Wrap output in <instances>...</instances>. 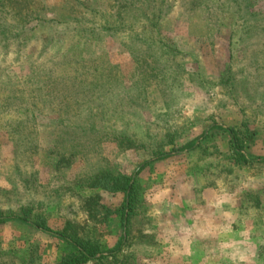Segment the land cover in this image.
<instances>
[{
  "label": "rangeland",
  "instance_id": "obj_1",
  "mask_svg": "<svg viewBox=\"0 0 264 264\" xmlns=\"http://www.w3.org/2000/svg\"><path fill=\"white\" fill-rule=\"evenodd\" d=\"M150 1L6 0L29 20L20 45L0 33V213L74 223L102 248L87 264H264V0ZM120 176L125 222L92 186ZM69 249L0 225V264Z\"/></svg>",
  "mask_w": 264,
  "mask_h": 264
},
{
  "label": "trees",
  "instance_id": "obj_2",
  "mask_svg": "<svg viewBox=\"0 0 264 264\" xmlns=\"http://www.w3.org/2000/svg\"><path fill=\"white\" fill-rule=\"evenodd\" d=\"M147 2H149L148 6L153 7L151 5L152 3L150 0H147ZM0 12L7 14L11 19V23H8V27L0 28V33L6 32L4 38L8 42L9 40H11V42L13 41L14 43L15 41H17V45H20L22 42L27 40L26 38H24V34H21V31L25 30V25L28 23V12L25 13L23 11L19 12L11 10L6 0H0ZM158 12L161 13V9H158ZM151 13L145 11L143 14L151 16ZM151 23V25L154 26L153 21ZM10 29H14L15 31L13 33L14 37L11 36V38L10 35L12 33L10 32ZM227 131L232 136L231 146L234 149L235 153L239 154L238 158L244 162L252 161L251 159L246 158L241 153V150L243 148V141H240L238 138H235L232 129H228ZM121 138L124 139L125 136H121ZM191 144L193 145L194 142L187 143L185 144V146L188 147ZM109 181L110 180L104 181L103 183H96L92 186L107 187L109 190L122 191L124 193L125 197L121 203L120 212L121 219L123 222H125L128 220V218L134 211V184L130 183V179L125 176H120L119 178L112 179L111 182ZM18 212L19 214L15 215L12 211H9V214H7L6 216H3L2 213H0V225L9 221H17L21 224L32 226L37 230L58 237V239L61 240L63 245L69 246L70 249L68 252L63 253L60 261L57 264H87L89 261L97 259L98 254L102 252L100 244L95 241L88 240L87 238L82 236L81 231L75 226L74 223L70 221H67L62 227V229L57 231L54 230V228L48 223L47 218L43 214H32L31 209L28 207V205H22V207L18 209ZM123 245L124 242L123 239H121L119 243L115 246L113 251H110V254H117V252L122 248Z\"/></svg>",
  "mask_w": 264,
  "mask_h": 264
}]
</instances>
